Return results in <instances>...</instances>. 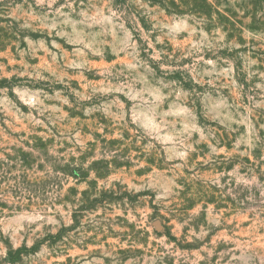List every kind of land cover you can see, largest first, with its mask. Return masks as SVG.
Listing matches in <instances>:
<instances>
[{
	"label": "rangeland",
	"instance_id": "obj_1",
	"mask_svg": "<svg viewBox=\"0 0 264 264\" xmlns=\"http://www.w3.org/2000/svg\"><path fill=\"white\" fill-rule=\"evenodd\" d=\"M0 264H264V0H0Z\"/></svg>",
	"mask_w": 264,
	"mask_h": 264
},
{
	"label": "trees",
	"instance_id": "obj_2",
	"mask_svg": "<svg viewBox=\"0 0 264 264\" xmlns=\"http://www.w3.org/2000/svg\"><path fill=\"white\" fill-rule=\"evenodd\" d=\"M120 1H123V0H120ZM174 3V2H173ZM80 170H82V168H79ZM72 176H74L76 179L77 178H79V177H81V175L80 174H77V173H74V172H69ZM85 177H87V175L86 174H82V178H85ZM97 177H99V175H97ZM94 182H96V180H93ZM20 251H21V249H19ZM20 251H18V252H20Z\"/></svg>",
	"mask_w": 264,
	"mask_h": 264
}]
</instances>
